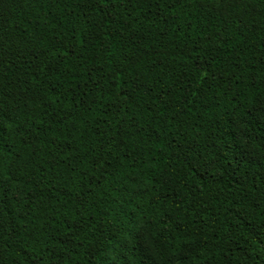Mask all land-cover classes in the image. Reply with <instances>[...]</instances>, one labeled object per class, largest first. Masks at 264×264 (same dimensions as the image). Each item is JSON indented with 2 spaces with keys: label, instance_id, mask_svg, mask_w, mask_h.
<instances>
[{
  "label": "trees",
  "instance_id": "1",
  "mask_svg": "<svg viewBox=\"0 0 264 264\" xmlns=\"http://www.w3.org/2000/svg\"><path fill=\"white\" fill-rule=\"evenodd\" d=\"M0 264H264V0H0Z\"/></svg>",
  "mask_w": 264,
  "mask_h": 264
}]
</instances>
